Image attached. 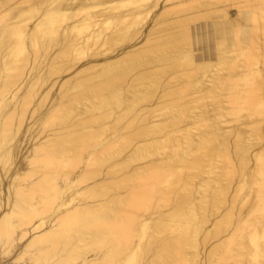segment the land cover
I'll return each instance as SVG.
<instances>
[{"label": "bare ground", "instance_id": "6f19581e", "mask_svg": "<svg viewBox=\"0 0 264 264\" xmlns=\"http://www.w3.org/2000/svg\"><path fill=\"white\" fill-rule=\"evenodd\" d=\"M0 264H264V0H0Z\"/></svg>", "mask_w": 264, "mask_h": 264}]
</instances>
